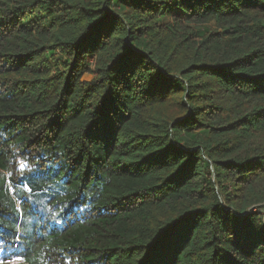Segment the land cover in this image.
I'll return each mask as SVG.
<instances>
[{"label": "trees", "instance_id": "trees-1", "mask_svg": "<svg viewBox=\"0 0 264 264\" xmlns=\"http://www.w3.org/2000/svg\"><path fill=\"white\" fill-rule=\"evenodd\" d=\"M257 205L264 0H0V264H264Z\"/></svg>", "mask_w": 264, "mask_h": 264}, {"label": "rangeland", "instance_id": "rangeland-1", "mask_svg": "<svg viewBox=\"0 0 264 264\" xmlns=\"http://www.w3.org/2000/svg\"><path fill=\"white\" fill-rule=\"evenodd\" d=\"M177 11L178 10H175V12L174 13H177ZM171 18H169V20H170ZM169 20H166V21H169ZM211 31H218V29H217V27H216V25L214 24V23H212L211 24ZM184 52H185V48H183V49H181L180 50V52H179V56H183V54H184ZM60 57V56H59ZM94 59L93 58H91L90 60H89V65H90V67H92L93 66V64H94ZM178 63H180V60H175V62H174V64H175V66L178 64ZM93 69V68H92ZM94 79V74L93 73H86L84 76H83V80L84 81H92ZM251 210H253V211H256V212H258V213H261L263 216H264V206L263 205H261V206H259V205H257V206H252L251 208H250Z\"/></svg>", "mask_w": 264, "mask_h": 264}]
</instances>
